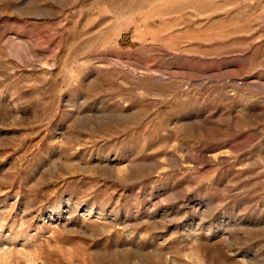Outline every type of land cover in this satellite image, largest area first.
I'll return each instance as SVG.
<instances>
[{
  "label": "rangeland",
  "instance_id": "obj_1",
  "mask_svg": "<svg viewBox=\"0 0 264 264\" xmlns=\"http://www.w3.org/2000/svg\"><path fill=\"white\" fill-rule=\"evenodd\" d=\"M0 264H264V0H0Z\"/></svg>",
  "mask_w": 264,
  "mask_h": 264
}]
</instances>
